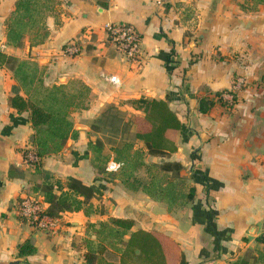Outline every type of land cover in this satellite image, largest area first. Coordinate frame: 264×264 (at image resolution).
<instances>
[{
	"label": "crops",
	"instance_id": "crops-1",
	"mask_svg": "<svg viewBox=\"0 0 264 264\" xmlns=\"http://www.w3.org/2000/svg\"><path fill=\"white\" fill-rule=\"evenodd\" d=\"M112 22L139 31L137 63L107 41ZM0 50L35 69L20 82L0 66V264H87L89 253L92 264H136L121 263V251L138 229L173 239L184 264H264V0H0ZM239 79L230 104L223 93ZM16 92L44 107L68 104L73 135L38 169L23 157L35 130L28 111L9 105ZM202 97L214 101L205 113ZM141 98L166 99L178 116L174 152L149 154L135 137ZM110 158L121 169L107 172ZM70 178L93 188L88 213L62 211L51 231L18 217L24 194L49 206L28 188ZM110 218L133 220L121 242L101 228ZM26 240L35 251L19 256Z\"/></svg>",
	"mask_w": 264,
	"mask_h": 264
},
{
	"label": "trees",
	"instance_id": "trees-1",
	"mask_svg": "<svg viewBox=\"0 0 264 264\" xmlns=\"http://www.w3.org/2000/svg\"><path fill=\"white\" fill-rule=\"evenodd\" d=\"M16 36L17 33L8 32L9 40L13 43L18 42ZM3 65L9 67L15 77L23 82V63L0 50V66ZM221 95L222 93H216L219 98ZM59 102L58 107H44L24 98L17 92L9 98V105L18 113L29 112V120L35 130L32 143L35 154L39 158L60 151L69 135L72 134V123L67 118V101L60 100ZM137 102L144 106L145 111L142 116L134 119L135 137L144 142L149 154L163 156L174 152L176 150L175 134L180 129L181 122L168 106L167 100L141 98ZM213 104L212 99L202 97L199 99L198 110L205 113ZM23 157L36 169L40 167V160L32 162L27 159L26 150L23 152ZM162 167L165 170L179 169L176 163L164 164ZM37 188L42 191L44 200L49 204L45 213L51 217H57L62 211L83 210L88 213L91 207L89 200L94 196L93 188L76 178H70L64 184L59 180L47 181L39 187L31 186L27 191L32 192ZM54 188L60 193H56ZM132 226V219L110 218L109 223H103L101 228L107 235H114L121 242ZM257 241L262 243L264 250V236L260 235ZM34 251L35 247L29 240L18 246L19 256L32 254ZM86 258L87 264H92L94 255L89 253ZM126 259H131L136 264H184L183 255L173 239L157 231L144 229L129 233L124 249L121 251V263L126 262ZM229 264H249V262L246 257H240Z\"/></svg>",
	"mask_w": 264,
	"mask_h": 264
},
{
	"label": "built area",
	"instance_id": "built-area-1",
	"mask_svg": "<svg viewBox=\"0 0 264 264\" xmlns=\"http://www.w3.org/2000/svg\"><path fill=\"white\" fill-rule=\"evenodd\" d=\"M106 39L108 42L114 44V46L122 52L123 56L129 63H137L140 61V41L141 35L139 31L130 23L126 22H112L105 26ZM65 50L72 54H77L79 48L74 43L66 45ZM105 81L111 83L114 86H118L120 81L113 75H102ZM243 81L239 79L233 83L232 88L223 93L230 104L233 101V93L240 89ZM27 159L35 162L40 158L35 154V149L27 151ZM122 167V162L113 158H110L106 165L105 170L107 172H116ZM16 211L18 217L25 223L31 225L35 229L43 231L53 230L56 217H51L45 213L42 208L41 202L31 194H24L16 204ZM264 236V221L262 225V234Z\"/></svg>",
	"mask_w": 264,
	"mask_h": 264
},
{
	"label": "rangeland",
	"instance_id": "rangeland-1",
	"mask_svg": "<svg viewBox=\"0 0 264 264\" xmlns=\"http://www.w3.org/2000/svg\"><path fill=\"white\" fill-rule=\"evenodd\" d=\"M23 71L25 72V73H30V72H32V74H33V72H35V69L34 68H31V66L29 65L28 67H27V65L24 63V67H23ZM36 71H39V70H36ZM40 75H41V77L43 76V74H42V72L40 71ZM42 80V79H41ZM42 84V83H41ZM248 85V82L246 83V86ZM44 86H43V84H42V88H43ZM42 88H40V90L38 91V93H45V90L43 91V89ZM117 121L118 119H117V117H115L114 119H111V122L112 121ZM110 121V120H109ZM113 121V122H114ZM114 122V123H115ZM125 123V126H124V132H126L125 134H126V136H127V131H128V127H127V123L126 122H124Z\"/></svg>",
	"mask_w": 264,
	"mask_h": 264
}]
</instances>
